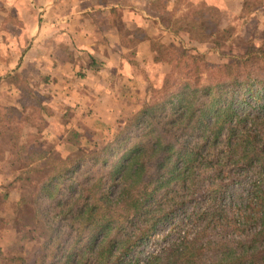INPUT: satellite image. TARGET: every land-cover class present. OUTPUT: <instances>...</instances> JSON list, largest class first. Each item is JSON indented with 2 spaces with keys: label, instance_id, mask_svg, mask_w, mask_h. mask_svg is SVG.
Segmentation results:
<instances>
[{
  "label": "trees",
  "instance_id": "16d2710c",
  "mask_svg": "<svg viewBox=\"0 0 264 264\" xmlns=\"http://www.w3.org/2000/svg\"><path fill=\"white\" fill-rule=\"evenodd\" d=\"M148 1L158 26L180 40L151 42L173 70L153 92L160 97L102 149L55 157L34 117L48 124L54 112L18 69L9 73L25 100L7 114L24 115L33 130L12 185L28 183L33 193L17 203L16 238L0 249V264H264V104L254 113L244 98L264 93V43L237 51L235 34L205 3ZM205 43L218 62L193 47ZM73 136L79 144L82 134ZM157 237L166 244L157 248ZM25 240L35 248L31 263ZM141 247L151 248L144 258Z\"/></svg>",
  "mask_w": 264,
  "mask_h": 264
},
{
  "label": "crops",
  "instance_id": "0c3cea01",
  "mask_svg": "<svg viewBox=\"0 0 264 264\" xmlns=\"http://www.w3.org/2000/svg\"><path fill=\"white\" fill-rule=\"evenodd\" d=\"M190 1L213 6L229 18L243 14L248 39L254 33L264 38V0ZM31 2L9 7L18 18L13 24L16 44L25 45L10 72L18 69L37 83L36 89L53 90L51 98L74 106L79 119L90 125L113 128L128 117L125 107L129 113L142 107L149 81L164 67L155 64L151 42L169 36L152 16L148 0ZM80 74L84 77L77 79ZM41 75L51 80L50 86L38 85Z\"/></svg>",
  "mask_w": 264,
  "mask_h": 264
},
{
  "label": "rangeland",
  "instance_id": "374dc122",
  "mask_svg": "<svg viewBox=\"0 0 264 264\" xmlns=\"http://www.w3.org/2000/svg\"><path fill=\"white\" fill-rule=\"evenodd\" d=\"M30 3L34 4L35 2H31V0H0V132H4V136L0 139V249L2 250H6V247L10 243L15 241L16 238V232L12 230V224L10 222L13 220L14 213L17 208V203L22 196L31 198L33 193V187H31L28 183L16 182L12 185L14 175L18 173L17 170L21 164V159L24 158V155L26 154V150H20V146L24 142H26V134L33 132V130L29 129V126L25 123L24 115L20 119H15L14 117L7 114V109L19 107V102L24 99V94L17 86L19 82L9 79L8 75L10 73L11 66L14 68L16 63H19L17 54H21L23 48L25 47V45L23 44H21V46L16 44L18 35H15V33H13L15 30L13 28V24L18 21V18L15 11L9 7L31 6ZM252 7L254 6H251V8ZM218 16H220V27L224 29L227 28L235 34L234 40L235 45L237 46V51H241L239 48L243 49V47L246 45L245 42H248L249 40H255L257 43H264V38H262L260 35H255V33L251 34V39H248V34L243 32V14L240 18H229L227 16H224L220 12ZM5 26L6 29L4 28ZM168 35L169 36H163L161 40L157 42L169 46L180 44L179 38L174 37L169 33ZM164 39H170L174 41H172V43H167L166 41L164 42ZM182 40L188 45L187 35H184L182 37ZM193 47H196V49L202 53H207V60L211 63L218 62V54L210 52L212 44H194ZM229 49L230 48H226L224 50H226L225 52H228ZM155 54V64L163 63L164 67H162L161 69H157V78H152V75L149 77V79H152L147 85L145 101L142 107L145 105V103L153 102L158 97H160V95L154 94L153 92H156L154 90L158 91L163 88L165 78L169 74H171L173 70L172 65L166 62L157 61V59L159 58V53L155 52ZM152 72L155 71H153L152 69ZM22 75L31 81V84L34 88L37 87V83L34 82L29 76H27L26 74ZM39 82H47L49 86L52 83L46 75L39 76L38 85H40ZM35 92L37 94L36 96L40 98L41 102H45L51 107L50 111L52 113L54 112L56 118L47 121L48 124H45L46 121L44 119H41L42 117H38V115L34 114V117L36 119L35 124L41 125L42 128L45 129L42 137L44 138V140L52 144L55 148V157L60 156L62 158H67L72 154L73 151L77 152V150H79L80 148L89 151L102 149L114 140L118 132L123 128L122 123L125 122L129 117L133 116V114L138 112L140 109H142V107H140L137 111L129 113V107H125L124 111L128 110V117L124 121L115 124L113 128H108V125L106 123H92V125H90L85 121H81L74 106L71 107L68 103L64 104L60 99L57 100L55 98H51L53 90H50L49 92V90L39 88L36 89ZM263 94L264 93L259 92L256 95L259 101H256L255 98L249 99L250 93L244 94V98L248 100L247 103H249L250 106L248 111H253L254 113L260 111L257 110L259 109L260 105L262 106V104H264V96H262ZM243 109H246V107H244ZM28 111V114L34 112L30 109H28ZM17 123H19V125L22 127V130H19V133L22 134H18L16 130L18 128ZM107 131L109 132V134ZM73 133L82 134V137L79 139V144L73 145L76 140L74 139ZM16 135H18L19 139H15ZM13 140L15 141V143H17V145H12ZM30 141L33 143L34 139H30ZM13 148H15V150ZM46 148H49V150L51 149L53 151V147L46 146ZM17 154L20 158L19 164L17 163L19 159L17 158ZM11 160L14 162V166L11 165ZM3 182L5 183V185L2 186L1 183ZM28 216H31V211H25L24 217ZM5 223H10V225L7 227V229L11 228L9 229L10 231L5 232V230L3 229L5 227ZM173 239L175 240L176 237L169 238V241L171 242V240ZM27 241L28 240L21 242V245L25 246L28 243ZM153 243L156 244L157 248H159L160 245L166 244L165 241L158 237L155 239V242L153 241ZM27 245L28 246L25 248L24 253L27 256L28 261L31 263L34 260L33 256L35 248H32L31 244ZM14 249L19 251L18 246H16V248ZM139 250L141 252H144L142 255V257L144 258L149 253V251H151V248L141 247Z\"/></svg>",
  "mask_w": 264,
  "mask_h": 264
}]
</instances>
